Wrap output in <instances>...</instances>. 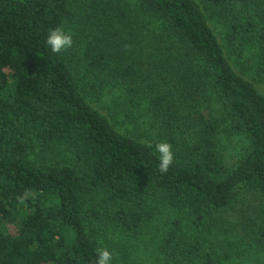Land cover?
<instances>
[{
  "label": "trees",
  "instance_id": "16d2710c",
  "mask_svg": "<svg viewBox=\"0 0 264 264\" xmlns=\"http://www.w3.org/2000/svg\"><path fill=\"white\" fill-rule=\"evenodd\" d=\"M243 12L264 46V0H0V264H96L98 249L141 234L156 203L188 228L176 263L238 252L207 243L210 219L240 191L264 201V95L237 71L239 24L228 48L212 28ZM57 27L73 37L59 55L46 45ZM126 36L148 40L167 75ZM110 87L124 90L125 117L149 100L160 122L153 148L94 105ZM222 134L248 142L230 167ZM164 139L174 162L161 174L154 146Z\"/></svg>",
  "mask_w": 264,
  "mask_h": 264
},
{
  "label": "rangeland",
  "instance_id": "374dc122",
  "mask_svg": "<svg viewBox=\"0 0 264 264\" xmlns=\"http://www.w3.org/2000/svg\"><path fill=\"white\" fill-rule=\"evenodd\" d=\"M237 23L239 30L235 39H232L235 42V49L231 52L236 60L232 58L235 60L237 71L251 80L264 95V46L256 37V31L249 29L247 14L243 12L238 20L233 18L215 20L212 28L221 43L228 48L227 36L232 32V25ZM125 40L134 47V50L143 48L151 67L158 68L162 76L167 75L166 68L161 67L160 62L155 61L148 40L143 44L139 39L136 42L128 36L125 37ZM158 51H155V55L158 54ZM259 67H261L260 71H258ZM110 88L111 93L102 100L96 101L94 105L105 114L112 113L121 131L140 137L144 141H159L156 125L159 126L160 122L148 110L149 100L145 101L142 110L137 111L134 118H131L130 115L125 117L123 104L120 102L124 90L120 87ZM161 142H168V140L164 139ZM247 146L248 142L244 138H228L223 134L218 137L219 151L228 167L240 159ZM263 204L264 201L259 196L240 191L230 210L217 213L210 219L209 243L207 245L211 246L218 254L225 249L227 251L229 243L238 250L237 253L233 251L230 258L223 259L222 264H264V244L258 245L252 236L253 230L255 239L260 238L257 236L260 234L259 226L264 227V219L260 214ZM153 210L152 221L144 227L138 237L129 240L121 237L122 245L109 250L112 253L111 264H178L173 247L174 244L182 243L185 236L188 235L185 221L178 213L160 206L159 203L154 204ZM177 220L181 221L177 239L169 245L167 243L168 232L169 229H173ZM204 232L207 234L206 228ZM176 252H178L177 256L181 254L179 250Z\"/></svg>",
  "mask_w": 264,
  "mask_h": 264
},
{
  "label": "clouds",
  "instance_id": "9594fccd",
  "mask_svg": "<svg viewBox=\"0 0 264 264\" xmlns=\"http://www.w3.org/2000/svg\"><path fill=\"white\" fill-rule=\"evenodd\" d=\"M46 45L54 54L59 55L72 47L73 37L61 27H57L50 30L46 38ZM145 147L153 148L152 142L146 141ZM154 151L159 154V171L161 174L167 173L174 162L172 145L168 142H157ZM97 257L96 264H111L112 253L106 248L98 249Z\"/></svg>",
  "mask_w": 264,
  "mask_h": 264
}]
</instances>
